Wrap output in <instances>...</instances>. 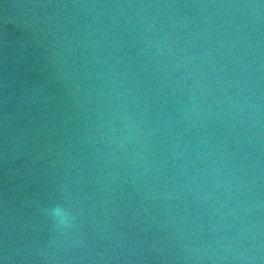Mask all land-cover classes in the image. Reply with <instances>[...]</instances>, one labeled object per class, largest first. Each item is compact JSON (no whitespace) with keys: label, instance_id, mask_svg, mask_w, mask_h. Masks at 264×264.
<instances>
[{"label":"water","instance_id":"water-1","mask_svg":"<svg viewBox=\"0 0 264 264\" xmlns=\"http://www.w3.org/2000/svg\"><path fill=\"white\" fill-rule=\"evenodd\" d=\"M0 264H264V0H0Z\"/></svg>","mask_w":264,"mask_h":264},{"label":"clouds","instance_id":"clouds-1","mask_svg":"<svg viewBox=\"0 0 264 264\" xmlns=\"http://www.w3.org/2000/svg\"><path fill=\"white\" fill-rule=\"evenodd\" d=\"M58 215H62V213H60V212L58 211Z\"/></svg>","mask_w":264,"mask_h":264}]
</instances>
